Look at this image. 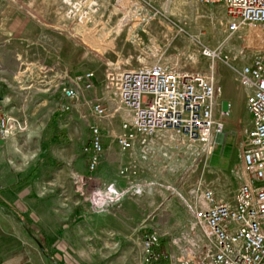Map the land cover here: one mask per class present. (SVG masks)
<instances>
[{"label": "rangeland", "instance_id": "1", "mask_svg": "<svg viewBox=\"0 0 264 264\" xmlns=\"http://www.w3.org/2000/svg\"><path fill=\"white\" fill-rule=\"evenodd\" d=\"M92 1L95 5L83 20L66 17L61 0H20L12 7L24 17V46L35 43L38 34L40 44L50 41L51 45L50 68H12L10 62V68H0V116L9 115L26 126L7 138L23 135L31 125L43 126L49 115L54 116L41 137L42 152L50 149L48 168L41 175L50 213L39 215L41 223L50 222V239L40 250L37 239L23 234V252L38 255L33 264H47L40 258L43 252L60 257L58 264H142L140 231H150L165 242L167 257L176 263L181 257L189 258L185 249L190 244L203 240L191 209L207 188L206 180H211L210 186L240 183L241 173L238 169L206 177V145L177 146L165 132L137 137L121 149L117 139L130 116L116 96L118 74L161 64L213 75L220 88L214 118L223 129L218 139L212 138V165L225 168L234 134L227 133L223 118L232 111L244 115L241 103L248 88L237 81V71L251 62L262 39H253L249 26L230 32L221 2ZM58 11L64 12V20L56 19ZM4 40L0 36V45ZM12 40L8 44H17ZM206 49L217 56H206ZM29 59L30 53H24L23 61ZM86 73L92 74L90 86L81 84L75 96L67 97L64 88ZM229 91L235 101L227 107L229 114L221 116V99ZM94 103L105 108L102 117L95 116ZM92 125L100 129L103 150L96 169L90 171ZM73 174L84 177L80 187ZM111 183L132 191L99 213L92 193L106 191ZM137 185L142 188L140 195L134 194Z\"/></svg>", "mask_w": 264, "mask_h": 264}, {"label": "built area", "instance_id": "2", "mask_svg": "<svg viewBox=\"0 0 264 264\" xmlns=\"http://www.w3.org/2000/svg\"><path fill=\"white\" fill-rule=\"evenodd\" d=\"M61 1L66 6V17L79 20L85 19L95 5L92 0ZM200 1L206 5L223 3L229 17L228 30L235 32L249 26L253 39L261 37L262 46L251 62L237 71L239 84L250 89L245 100L252 117V128L242 144L241 182L232 202H216L209 189L200 192L191 212L203 240L185 249L189 258L181 257L172 263L168 257V264H264V0ZM205 52L208 57L217 56L209 49ZM91 77V73L75 77L72 86L64 88L66 96H75L82 89L81 84L89 87ZM219 91L211 74L180 71L161 64L120 71L116 96L130 116L123 124L124 133L117 139L120 148L126 149L137 137L165 132L177 146L200 143L210 152L213 136L220 137L223 129L214 118ZM228 105L220 111L221 116L228 114ZM92 107L96 117L105 114L100 103ZM24 124L9 115L0 116V138L25 130ZM90 148L88 169L93 171L103 150L97 125L91 126ZM72 179L78 187L84 183L80 174H73ZM142 245V264H154L157 237L150 233Z\"/></svg>", "mask_w": 264, "mask_h": 264}, {"label": "crops", "instance_id": "3", "mask_svg": "<svg viewBox=\"0 0 264 264\" xmlns=\"http://www.w3.org/2000/svg\"><path fill=\"white\" fill-rule=\"evenodd\" d=\"M55 1L59 2V0ZM19 2L20 0H13V2L0 0V36L5 39L4 44L0 45V68H22L24 65L26 68L37 66L50 68V41H47L45 46L43 43L40 44L37 39L40 37L38 34L35 35V43L30 46L23 44L22 22L24 17L20 12H17V8L12 11L13 5L16 7ZM56 19L64 20V12L61 15L58 11ZM58 34H62V32H58ZM12 39L17 44H8ZM24 53H30V59L25 62L23 61ZM8 62L11 63L10 67ZM231 94L229 91L228 95L221 99L220 110L225 109L227 103L228 107H231L235 101ZM246 95L242 98L241 103L244 115H240L239 111H232L230 117L223 118V123L227 126V133L234 134L232 150L226 166L222 168L212 165L213 154L210 151L206 162V177H210L211 173H232L237 172L238 169L241 173L242 144L247 132L252 128V117L246 106ZM49 119L50 115L43 126L31 125L23 135L6 138L0 145V201L3 203H0V264L38 262V255L23 252V234L33 240L41 239L40 243L35 240L38 247L40 245L46 247L49 242L50 222L41 223L39 215L50 213V204L46 198L48 193L44 189V180L41 179L43 171L48 168L50 162V149L48 148L44 152L41 150L42 133ZM19 138H22L20 142ZM30 145H33L35 150ZM25 156L29 158L26 166H24ZM210 181V179L206 180L208 185L206 189L213 192L216 202H232L240 183L220 182L217 186L214 184L210 186ZM40 258L47 264L50 262L58 264L57 262L62 260L58 256L45 252L41 253Z\"/></svg>", "mask_w": 264, "mask_h": 264}, {"label": "clouds", "instance_id": "4", "mask_svg": "<svg viewBox=\"0 0 264 264\" xmlns=\"http://www.w3.org/2000/svg\"><path fill=\"white\" fill-rule=\"evenodd\" d=\"M28 157H24L25 165H27L28 162ZM132 191L131 188L129 189H124V190H119L116 188L114 183H111L107 186V190H97L92 195L94 196V203L96 204L97 211L99 213H103L106 211V206L110 203H114L118 200L123 199L128 193ZM134 194L140 195L142 194V188L137 185L135 186L134 189Z\"/></svg>", "mask_w": 264, "mask_h": 264}, {"label": "trees", "instance_id": "5", "mask_svg": "<svg viewBox=\"0 0 264 264\" xmlns=\"http://www.w3.org/2000/svg\"><path fill=\"white\" fill-rule=\"evenodd\" d=\"M54 116L50 118L52 120ZM0 203H2L0 201ZM3 204V203H2ZM150 231H140V235L143 236L144 238L150 234ZM154 252L156 254V260L154 261V264H168L169 258L167 257L165 253V242L164 241H159L158 247L154 249Z\"/></svg>", "mask_w": 264, "mask_h": 264}, {"label": "water", "instance_id": "6", "mask_svg": "<svg viewBox=\"0 0 264 264\" xmlns=\"http://www.w3.org/2000/svg\"><path fill=\"white\" fill-rule=\"evenodd\" d=\"M3 143H4V139L0 138V145ZM39 247H40V249H43L41 245Z\"/></svg>", "mask_w": 264, "mask_h": 264}]
</instances>
